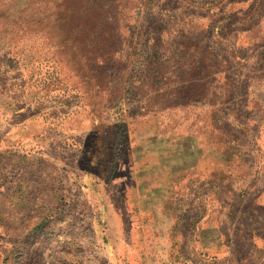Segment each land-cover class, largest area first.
Here are the masks:
<instances>
[{"label":"rangeland","instance_id":"rangeland-1","mask_svg":"<svg viewBox=\"0 0 264 264\" xmlns=\"http://www.w3.org/2000/svg\"><path fill=\"white\" fill-rule=\"evenodd\" d=\"M88 1L0 0V264H264V0Z\"/></svg>","mask_w":264,"mask_h":264},{"label":"crops","instance_id":"crops-1","mask_svg":"<svg viewBox=\"0 0 264 264\" xmlns=\"http://www.w3.org/2000/svg\"><path fill=\"white\" fill-rule=\"evenodd\" d=\"M130 230H134V225H130ZM141 226V225H140ZM143 226V225H142ZM95 228L98 227L95 224ZM122 228L123 232H120L118 228V233H114L115 240L109 238L108 243V261L109 264H166L163 254L162 238L159 239L157 235L158 228L156 227V232L153 240L147 239V235L138 232H128L129 228ZM154 230V229H152ZM112 236V235H111ZM138 241V242H137ZM147 242V243H146ZM154 245H151V243ZM160 242L161 245L158 243ZM146 243V244H145ZM11 245H18L17 241L12 238ZM170 257V256H169ZM168 257V258H169Z\"/></svg>","mask_w":264,"mask_h":264},{"label":"trees","instance_id":"trees-1","mask_svg":"<svg viewBox=\"0 0 264 264\" xmlns=\"http://www.w3.org/2000/svg\"><path fill=\"white\" fill-rule=\"evenodd\" d=\"M59 11H56L57 22L65 29H74L80 16L92 19L93 7L88 0H59Z\"/></svg>","mask_w":264,"mask_h":264}]
</instances>
